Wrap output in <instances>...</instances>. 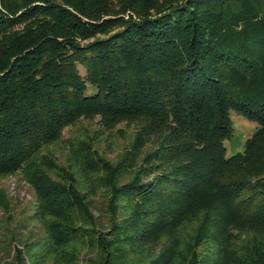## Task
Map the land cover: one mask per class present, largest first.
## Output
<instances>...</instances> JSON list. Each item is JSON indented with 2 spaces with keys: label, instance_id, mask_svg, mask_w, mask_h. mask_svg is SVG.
Returning a JSON list of instances; mask_svg holds the SVG:
<instances>
[{
  "label": "trees",
  "instance_id": "1",
  "mask_svg": "<svg viewBox=\"0 0 264 264\" xmlns=\"http://www.w3.org/2000/svg\"><path fill=\"white\" fill-rule=\"evenodd\" d=\"M231 113L257 126L226 156ZM84 120L122 134L113 160L65 138ZM18 173L8 264L76 244L87 264H264V0H0V178Z\"/></svg>",
  "mask_w": 264,
  "mask_h": 264
},
{
  "label": "rangeland",
  "instance_id": "2",
  "mask_svg": "<svg viewBox=\"0 0 264 264\" xmlns=\"http://www.w3.org/2000/svg\"><path fill=\"white\" fill-rule=\"evenodd\" d=\"M231 119L233 123V130L228 139L225 140L226 147V156H231L239 152H243L244 143L247 138H249L253 132L256 130V123L251 122L245 119L242 116L231 113ZM94 121L84 120L80 122V125H76L70 129L64 131L65 138L73 136L76 132L77 135L81 138H91L93 145L98 151L103 153L108 159L113 160L119 150L122 148L124 140L122 134H118L115 138L112 139L110 145L108 140L105 137L97 138L96 125ZM83 130L78 131L77 128L82 127ZM118 128L130 132L131 129H127L126 126L120 125ZM83 134V135H81ZM86 134V135H84ZM79 188L86 192L85 186L80 183ZM0 193H3L5 200H7L13 209V216L18 221L24 213L28 211L29 202L33 200L34 192L29 186V184L23 179L22 174L18 173L12 176L0 178ZM105 189L100 187L98 189V194L93 197L94 206L92 211L96 217L99 216V209L103 197L105 196ZM19 217V218H18ZM103 220V219H102ZM101 220V221H102ZM104 221V220H103ZM8 221L5 219V214L0 208V264H8L13 261V243L10 242L11 232H13L14 223L8 224ZM28 229V228H27ZM27 229H20V233L23 234L22 237H25ZM78 258L71 262H55L52 259H49L45 264H87L88 259L97 257V253L94 248L83 245H75ZM122 264V263H119ZM126 264H137L132 263L131 261Z\"/></svg>",
  "mask_w": 264,
  "mask_h": 264
}]
</instances>
